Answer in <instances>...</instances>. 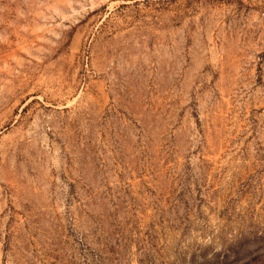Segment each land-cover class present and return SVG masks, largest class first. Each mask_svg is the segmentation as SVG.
I'll return each mask as SVG.
<instances>
[{
    "label": "rangeland",
    "instance_id": "1",
    "mask_svg": "<svg viewBox=\"0 0 264 264\" xmlns=\"http://www.w3.org/2000/svg\"><path fill=\"white\" fill-rule=\"evenodd\" d=\"M0 264H264V0H0Z\"/></svg>",
    "mask_w": 264,
    "mask_h": 264
}]
</instances>
